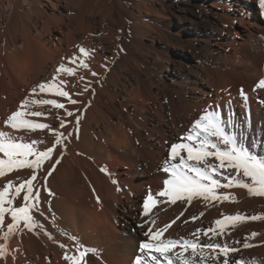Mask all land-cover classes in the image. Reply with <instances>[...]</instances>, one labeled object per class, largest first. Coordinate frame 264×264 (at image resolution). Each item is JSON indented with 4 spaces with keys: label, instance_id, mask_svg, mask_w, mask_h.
I'll return each instance as SVG.
<instances>
[{
    "label": "bare ground",
    "instance_id": "obj_1",
    "mask_svg": "<svg viewBox=\"0 0 264 264\" xmlns=\"http://www.w3.org/2000/svg\"><path fill=\"white\" fill-rule=\"evenodd\" d=\"M176 3L0 0V132L17 143H34L40 150L54 143L49 129L33 132L8 127L7 117L20 110L40 111L41 117L25 118L71 133L53 153V160L60 162L53 164L52 176L41 183L48 162L37 172L34 191L40 199L30 211L33 226L21 222L6 240L11 217L5 215L0 244L8 247L0 264H71L64 257L79 258L84 249H94L97 255L89 253L81 264H135L137 258L154 264L140 249L148 240L145 230L169 224L162 239H197L193 233L200 230L202 245L219 243L236 249L226 258L219 250L209 256L205 249L204 258H196L198 264H222L224 259L229 264H264V219L250 218L264 216V197L240 187L218 190L233 197L226 201L194 198L173 205L157 196L168 178L163 167L171 145L186 142L195 120L207 111L218 112L227 121L226 130L264 159L262 63L246 64L238 52L233 56L227 49V39L211 36L202 38L203 61L196 62L185 77L170 76L171 48L182 44L180 36L173 34L174 18L195 21L185 6L176 7ZM250 34L246 28L234 44L240 48L252 42ZM81 47L88 50L86 55L79 51ZM77 56L87 68L79 66L80 62L70 64ZM62 63L76 67V75L57 77ZM53 78L65 80L64 90L77 104L48 93L33 94L39 83H50ZM42 99L64 103L74 116L65 117L63 109L38 103ZM24 100L31 101L26 108L21 107ZM76 115L80 117L78 130L73 126ZM61 119L71 123L60 129ZM30 172L6 173L0 177V190L9 180L29 178ZM149 193L158 203L146 218L143 203ZM22 203L17 198L13 206ZM227 215L245 219L226 226L221 235H204ZM244 243L251 246L244 248ZM153 254L160 264H167L164 257ZM169 255L174 264H181Z\"/></svg>",
    "mask_w": 264,
    "mask_h": 264
},
{
    "label": "snow or ice",
    "instance_id": "obj_2",
    "mask_svg": "<svg viewBox=\"0 0 264 264\" xmlns=\"http://www.w3.org/2000/svg\"><path fill=\"white\" fill-rule=\"evenodd\" d=\"M259 5L264 9V0H259ZM79 51L86 55L88 50L81 47ZM78 62H80V58L77 56L71 59L70 64L78 65ZM79 66L88 67L83 62H80ZM76 72V67L66 66L62 63L56 69V76L60 77L62 73L67 76H75ZM92 75L97 74L93 72ZM64 85V79L53 78L50 83H39L36 88L32 89V92L33 94L39 92L65 97L69 103L77 104L78 101L64 90ZM260 86L264 87V81L260 82ZM84 90H88L87 84ZM30 103L31 101L24 100L21 107L26 108ZM38 103L51 105L55 109H63L65 117L74 116V111L68 110L64 103H60L56 99H42ZM43 115L44 113L40 111L17 110L13 111L5 122L8 127L16 130L25 129L34 132L49 129L54 137V143L46 145L43 150L36 148L34 143H17L9 134L0 132V154H3V158H0V177L17 169L31 170L29 178L15 183L9 180L3 190H0V225H4L6 214L11 217V222L7 224V232L4 235L6 240L21 222L29 228L33 226V217L30 215V211L36 207L35 202L40 199L38 191H34L36 187L34 181L38 179L37 172L44 167L45 162H48L47 169L41 173V183L46 182L54 171L53 164L60 162L59 159L53 160L56 147L62 143L66 144L67 140L71 138V133L53 129L48 123L34 122L25 118ZM69 123L71 122L61 119L59 128H66ZM79 124L80 117L76 115L73 126L78 130ZM226 129L227 121L222 120L220 114L214 110L207 111L196 119L184 138L186 142L171 145L169 159L163 167V172L168 175V178L164 180V188L157 196L167 198L173 205L178 201L182 204L191 202L194 198H202L205 202L226 201L233 197L228 194H220L218 190L240 187L247 189L253 196L264 197V159L253 155L244 146L242 140H238L237 135L229 133ZM102 171H106V169H102ZM17 198L22 199L23 203L13 206L14 200ZM157 203V198L149 193L143 203V214L146 218ZM250 218L261 220L264 219V216L252 215ZM244 219L245 217L242 215L224 216L222 219L216 220L215 223L218 226L216 229L209 228L204 232V235L208 236L209 233L221 235L225 232L226 226L234 225ZM169 227H171L170 224L154 230L150 225L145 230L148 240L140 245V249L151 257L154 264H160V261L153 253L164 257L167 264H174L169 254L175 255L181 264H198L196 258L203 259L205 249L209 250V256L212 252L219 250L225 258L230 252L236 251L233 247L222 246L219 243L202 245L198 239L200 230L193 233L197 239H162ZM255 235L256 233H252V236ZM250 246L248 243L243 245L244 248ZM7 247V245L0 244V257L6 256ZM89 253L97 255L94 249H84L80 252L79 258L75 256H65L64 258L66 261H71V264H81L83 258ZM135 264H146V262L137 258ZM222 264H229V261L224 259Z\"/></svg>",
    "mask_w": 264,
    "mask_h": 264
},
{
    "label": "rangeland",
    "instance_id": "obj_3",
    "mask_svg": "<svg viewBox=\"0 0 264 264\" xmlns=\"http://www.w3.org/2000/svg\"><path fill=\"white\" fill-rule=\"evenodd\" d=\"M175 1L177 2L176 7L178 5L185 6L186 14L196 22L193 21V24L190 20L189 22L180 17L174 18L173 34L176 37L180 36L182 44L171 48L172 52L169 56L171 70L168 71L170 76H184L190 73L189 71L196 62L203 61L202 38L211 36L227 39L226 41L230 43L226 44L227 49L233 56L238 52L246 64L248 62L252 65L262 63L261 66L264 67V9L260 7L259 0ZM181 13L185 12L179 11V14ZM246 28L250 30L252 42L238 48L239 45L234 44L233 40H241ZM246 64L245 68H251ZM260 81H264V74Z\"/></svg>",
    "mask_w": 264,
    "mask_h": 264
}]
</instances>
